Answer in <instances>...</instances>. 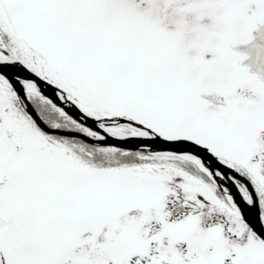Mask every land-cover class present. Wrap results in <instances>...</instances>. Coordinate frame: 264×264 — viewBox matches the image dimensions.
<instances>
[{
	"label": "snow or ice",
	"instance_id": "snow-or-ice-1",
	"mask_svg": "<svg viewBox=\"0 0 264 264\" xmlns=\"http://www.w3.org/2000/svg\"><path fill=\"white\" fill-rule=\"evenodd\" d=\"M0 264H264V0H0Z\"/></svg>",
	"mask_w": 264,
	"mask_h": 264
}]
</instances>
